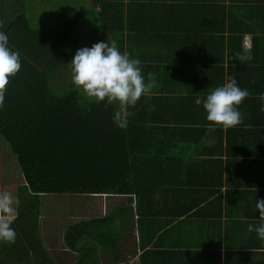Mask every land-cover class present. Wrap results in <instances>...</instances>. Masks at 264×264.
I'll return each instance as SVG.
<instances>
[{
	"label": "crops",
	"instance_id": "0c3cea01",
	"mask_svg": "<svg viewBox=\"0 0 264 264\" xmlns=\"http://www.w3.org/2000/svg\"><path fill=\"white\" fill-rule=\"evenodd\" d=\"M93 2L105 10L98 37L109 42L122 29L120 50L142 61L146 79L153 74L156 86L146 96L154 95V111L178 131L170 141L181 154L161 171L167 184L144 199L153 215L139 209L135 194H77L112 219L109 242L83 237L73 250L66 228L56 242L42 236L49 264H264V240L248 231L262 222L257 200L264 199V0ZM229 76L250 95L239 106L243 122L224 128L207 123L194 101Z\"/></svg>",
	"mask_w": 264,
	"mask_h": 264
},
{
	"label": "trees",
	"instance_id": "16d2710c",
	"mask_svg": "<svg viewBox=\"0 0 264 264\" xmlns=\"http://www.w3.org/2000/svg\"><path fill=\"white\" fill-rule=\"evenodd\" d=\"M13 1L0 0V28L9 37V47L20 53L22 68L12 78L0 109V136L15 156L24 182L2 187V194L13 199L12 227L17 237L11 245L0 242V264H29L26 258L31 255L30 264H49L53 260L42 239V196L135 194L139 209L150 214L144 199L152 200L154 190L167 184L161 171L172 166L170 156L181 154L170 141L176 140L178 131H170L168 117L154 111V95L142 96L134 107H127L128 126L121 129L112 119L118 104L87 100L74 85L59 93L61 83L53 79L58 71L71 67V36L78 45L79 40L94 38L76 34L83 23L87 30L96 26L104 33V7L97 9L94 3V8L82 9L42 31L32 26L26 0H16L17 6ZM121 30L112 34L119 48ZM173 117L179 124L189 121ZM76 221L64 232L69 248L80 250L77 244L83 237L109 242V231L104 233L113 222L109 215Z\"/></svg>",
	"mask_w": 264,
	"mask_h": 264
},
{
	"label": "clouds",
	"instance_id": "9594fccd",
	"mask_svg": "<svg viewBox=\"0 0 264 264\" xmlns=\"http://www.w3.org/2000/svg\"><path fill=\"white\" fill-rule=\"evenodd\" d=\"M70 64L72 83L78 90L97 103L120 106L112 119L121 129L128 126L127 107H134L142 96L151 95L156 86L153 74L149 73L146 79L142 61L132 58L126 50L121 51L110 38L109 42L100 41L78 49ZM21 68L20 53L9 47V37L0 28V109L4 108L5 94L12 78ZM249 95L250 92L242 89L234 76H229L224 84L211 89L206 97H197L194 102L203 106L210 123L230 128L243 122L239 106ZM259 99L262 101L261 111H264V94ZM12 204L9 194H0V242L9 245L14 244L17 237L12 227ZM257 209L262 222L257 226L249 224L248 231L256 232L258 238L264 240V199L257 200Z\"/></svg>",
	"mask_w": 264,
	"mask_h": 264
},
{
	"label": "rangeland",
	"instance_id": "374dc122",
	"mask_svg": "<svg viewBox=\"0 0 264 264\" xmlns=\"http://www.w3.org/2000/svg\"><path fill=\"white\" fill-rule=\"evenodd\" d=\"M11 4L17 6V1L15 0ZM24 5L25 12L31 21L32 26L42 31L50 30L82 9L94 8L93 0H26ZM8 12L10 14V7L8 8ZM88 28L89 29L87 30L83 23L76 31V34L81 37L87 35L93 36L95 37L94 40L96 43L103 41L102 38L98 37L103 33H100L96 26ZM74 41L75 39L71 36V40L68 44V51L73 57L80 47H91L93 45L85 42V40L83 43L79 40V45ZM74 46L78 48H75ZM57 74L56 80H53L60 81L61 83L59 86L60 89L58 90L59 93L65 92L68 88L74 85L72 83L71 67L63 68L60 73L58 71ZM80 92L87 100H93L83 94L81 90ZM0 170V189L3 184H21L24 182L17 160L2 136H0ZM42 200L43 211L41 215V228L42 236L44 239H47L45 240L46 243L56 242L58 238H62L66 226L72 222L76 223V220L82 218L80 216L88 218L102 215L101 210L95 211V209H98L99 205L97 207L94 206L95 209H93L92 205L89 206L94 202L91 197L47 194L42 196ZM97 204H99V202H97ZM104 208V214L106 209H108L107 212H109V205Z\"/></svg>",
	"mask_w": 264,
	"mask_h": 264
},
{
	"label": "built area",
	"instance_id": "2783aa9c",
	"mask_svg": "<svg viewBox=\"0 0 264 264\" xmlns=\"http://www.w3.org/2000/svg\"><path fill=\"white\" fill-rule=\"evenodd\" d=\"M245 44H246L247 46H249V45H250V40H246V41H245Z\"/></svg>",
	"mask_w": 264,
	"mask_h": 264
}]
</instances>
